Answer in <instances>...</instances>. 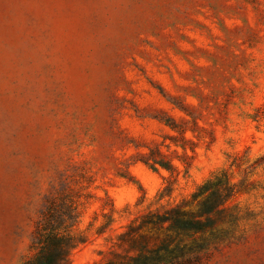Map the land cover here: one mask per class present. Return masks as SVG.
<instances>
[{
  "label": "rangeland",
  "instance_id": "rangeland-1",
  "mask_svg": "<svg viewBox=\"0 0 264 264\" xmlns=\"http://www.w3.org/2000/svg\"><path fill=\"white\" fill-rule=\"evenodd\" d=\"M153 157L179 168L169 201ZM225 176L244 191L229 239L196 264H264V0H0V264L62 193L88 238L67 264H103L168 239L143 215Z\"/></svg>",
  "mask_w": 264,
  "mask_h": 264
},
{
  "label": "trees",
  "instance_id": "trees-1",
  "mask_svg": "<svg viewBox=\"0 0 264 264\" xmlns=\"http://www.w3.org/2000/svg\"><path fill=\"white\" fill-rule=\"evenodd\" d=\"M183 150L186 148L181 145ZM149 168L166 170L163 187L156 194V201L172 199L173 184L180 174L178 166L171 161L150 158L144 162ZM144 191L143 187H140ZM244 193L239 185L231 183L226 176L209 179L197 184L190 194L180 202L162 205V211L145 214L138 226L140 231L165 233V239L157 246L130 256L123 260H109L103 264H196L201 256L212 246L224 244L231 230L220 225L226 223V206ZM142 197L137 205L144 202ZM84 203L79 196L62 193L51 199L41 217L36 222L28 253L21 264H67L72 253L86 244L88 238L79 225L83 215ZM137 218L130 224L134 231ZM234 222H231V224ZM185 235L190 243L183 240L175 242L173 236Z\"/></svg>",
  "mask_w": 264,
  "mask_h": 264
}]
</instances>
